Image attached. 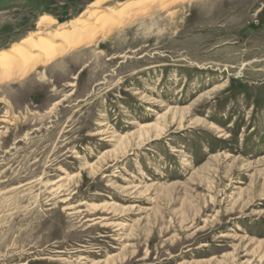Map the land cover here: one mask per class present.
Returning <instances> with one entry per match:
<instances>
[{
	"label": "rangeland",
	"instance_id": "rangeland-1",
	"mask_svg": "<svg viewBox=\"0 0 264 264\" xmlns=\"http://www.w3.org/2000/svg\"><path fill=\"white\" fill-rule=\"evenodd\" d=\"M95 1L0 0V51ZM138 2L0 82V264H264V0Z\"/></svg>",
	"mask_w": 264,
	"mask_h": 264
},
{
	"label": "bare ground",
	"instance_id": "bare-ground-1",
	"mask_svg": "<svg viewBox=\"0 0 264 264\" xmlns=\"http://www.w3.org/2000/svg\"><path fill=\"white\" fill-rule=\"evenodd\" d=\"M179 1L185 0H171L172 3ZM171 2L164 8L171 6ZM143 5L141 2L117 4L114 0H97L78 18L57 26H54L53 19L41 16L37 28L45 29L44 33L30 35L10 49L0 51V82L26 77L38 65L42 66L69 51L93 44L100 37L111 34L114 29L147 14L149 10L144 9Z\"/></svg>",
	"mask_w": 264,
	"mask_h": 264
}]
</instances>
